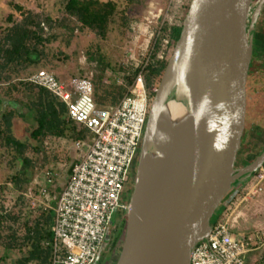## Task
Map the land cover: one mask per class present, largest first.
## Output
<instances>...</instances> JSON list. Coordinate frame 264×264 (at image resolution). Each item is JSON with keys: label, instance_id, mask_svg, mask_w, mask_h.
I'll return each mask as SVG.
<instances>
[{"label": "water", "instance_id": "obj_1", "mask_svg": "<svg viewBox=\"0 0 264 264\" xmlns=\"http://www.w3.org/2000/svg\"><path fill=\"white\" fill-rule=\"evenodd\" d=\"M256 1V2H255ZM264 0H191L152 96L115 264H190L219 208L264 164L246 147ZM174 101L181 116L166 112Z\"/></svg>", "mask_w": 264, "mask_h": 264}, {"label": "built area", "instance_id": "obj_2", "mask_svg": "<svg viewBox=\"0 0 264 264\" xmlns=\"http://www.w3.org/2000/svg\"><path fill=\"white\" fill-rule=\"evenodd\" d=\"M181 3V0H177ZM144 17L143 37L145 54L140 60L130 49L126 66L130 81L118 77L124 87L119 102L107 108H97L93 100L92 77H73L67 83L46 70L31 74L27 81L44 88L59 98L67 107L69 119L82 124L90 132L88 140L75 142L79 159L73 164L55 207L51 226L50 245L52 264H95L115 213L126 210L123 188L130 177L138 146L142 140L152 97L145 86L144 71L151 61L156 39L163 21V9L153 7ZM151 25L155 30L149 31ZM171 49L164 40L159 59L169 57ZM264 174H257L243 188L245 193L236 198L212 224L206 239L198 242L190 255V264H245L244 256L251 251L250 240L234 233L249 201L263 191ZM53 175L43 172V182L35 178L22 192L29 207L47 208Z\"/></svg>", "mask_w": 264, "mask_h": 264}, {"label": "rangeland", "instance_id": "obj_3", "mask_svg": "<svg viewBox=\"0 0 264 264\" xmlns=\"http://www.w3.org/2000/svg\"><path fill=\"white\" fill-rule=\"evenodd\" d=\"M10 1L20 4L22 10L13 9L9 4ZM190 1L181 0V3H179L177 0H138L126 11L127 25L120 27L117 24H113L108 36L102 39L91 30L80 29L79 24L66 15L64 10L66 0H0V38L8 26L22 20V14L30 13L35 15V19L41 22L43 37L49 40L38 47L41 50V56L37 64L11 66L7 70L2 71L0 69V98L6 103L15 105L17 110L23 113L22 118L17 119L18 123L14 125V130L15 136L25 144L20 155L30 160L31 166L29 168L33 173L32 175L39 174L41 170L47 168L51 171L57 188L64 187L68 180V169L76 161L77 153L74 151L73 140L56 136L45 138L40 152L32 151L26 133L28 128L34 125V120L32 113L29 112L30 110L24 106L28 101V92L25 90V86L20 85L19 82H26L31 74L42 69L63 81L73 77L91 76L94 86L98 85L103 88L112 83L113 78L118 75V66L120 64L126 66L130 49L135 52L136 58L140 60L143 58L145 53L138 47H142L144 39L142 36L138 38L137 36L142 31L144 17L148 15L150 10H153V7L163 9L159 22L163 21L164 26L179 25L183 22ZM8 16H10L11 20L7 19ZM71 28H73L72 31ZM153 30H155V26L151 25L149 31ZM172 50L173 47H171V53ZM103 65L106 66V70L100 79L98 76ZM4 107L11 108L12 106L5 105ZM248 139H250V142L247 140L246 147L240 151L235 164L236 168L241 165V162L254 159L264 147V138L260 134L255 137L250 135ZM141 142L138 146V153ZM20 155L13 149L12 144H6L0 137V204L3 205L6 212H11L10 214L13 217H7L4 220L5 230H1L4 235L3 239L0 240L1 264H19L21 258L26 255V247L21 242L25 234L24 225L32 224L39 212V210H33L24 203L19 204L18 195L20 191L14 189L9 181L10 174L17 169V160ZM137 158L134 159L130 170V178H133V180L136 173ZM257 174H264V165L247 181V184ZM245 186L246 184L238 188L231 202L244 195L245 191L243 188ZM57 192L55 190L51 194L57 196ZM131 192L132 186L129 188L127 202ZM258 199L261 200V202H258L260 203V208L255 210L253 204ZM250 203L251 201H249ZM53 208L54 200L49 203L45 210H52ZM225 208L219 210L218 217ZM255 211L257 215L252 214L254 217L251 218L250 216L252 215L250 213ZM247 215H249L247 219L248 223H250L248 225L250 231L235 228L234 233L244 235L246 232L251 234L258 232L259 238L255 240L254 244V247H257L264 241V188L260 194L254 197L251 209ZM7 227L15 231L18 238L16 243L8 241L10 231ZM109 227L110 225L108 229ZM8 243L16 246L7 249ZM120 251L108 264L116 263ZM244 260L245 264H264V245L261 246L260 253L248 252L244 256Z\"/></svg>", "mask_w": 264, "mask_h": 264}, {"label": "trees", "instance_id": "obj_4", "mask_svg": "<svg viewBox=\"0 0 264 264\" xmlns=\"http://www.w3.org/2000/svg\"><path fill=\"white\" fill-rule=\"evenodd\" d=\"M136 2L138 0H66L64 10L68 17L73 18L79 24L80 29L91 30L100 38L105 39L113 24H117L120 27L127 25L126 11ZM9 4L15 10H22L20 4L12 1ZM7 19L11 20L10 16ZM181 28L182 24L163 25L160 35L155 41L151 61L147 64L144 71L145 86L151 97L154 95L155 88L160 81L168 60L166 56L163 59H159L157 53L160 51L164 40L168 41L169 49L175 45L180 36ZM72 30L73 28H71ZM47 41L49 40L43 37L41 22L35 19V15L30 13L22 14V20L8 26L0 38L1 71L7 70L11 66L37 64L41 56V50L38 47ZM105 70L106 66L103 65L98 78H102ZM128 71L127 67L120 64L118 66L119 73L113 78L112 83L103 88L98 85L95 87L93 84V100L97 108H104L107 105L114 106L119 102L125 90L123 86L117 83V79L124 76L129 82L131 76L125 75ZM57 80L67 83L69 79L63 81L57 78ZM19 84L25 86V90L29 95L28 101L24 106L32 113L34 125L28 128L26 136L33 152L41 151L44 139L48 136L69 138L73 140V143L78 140H88L90 136L89 130L82 124L68 118L67 107L59 98L27 80L26 82L20 81ZM4 104L12 107L5 108ZM22 116L23 113L18 111L15 105L4 103L0 98V137L6 144H12L13 149L19 155L25 144L15 136L14 125L18 123L17 119L22 118ZM30 166V160L20 155L17 160V169L9 177L12 187L20 191L18 195L19 204L24 203L26 206H29V201L23 197L22 192L33 178ZM72 166L73 164L68 169L67 177L70 175ZM222 208L224 207L221 206L219 210ZM45 209L37 208L39 212L34 222L30 225H24L25 234L21 242L26 247V255L21 258L20 264H52L51 247L48 244L46 245V242L52 241L51 226L54 219V210ZM10 213L6 212L3 205L0 204V240L4 236L1 232V230H5L4 220L7 217L13 218ZM7 229L10 231L8 241L16 243L18 238L15 231L10 227H7ZM14 246L16 245L8 243L6 247L11 249Z\"/></svg>", "mask_w": 264, "mask_h": 264}, {"label": "flooded vegetation", "instance_id": "obj_5", "mask_svg": "<svg viewBox=\"0 0 264 264\" xmlns=\"http://www.w3.org/2000/svg\"><path fill=\"white\" fill-rule=\"evenodd\" d=\"M259 135L264 138V3L257 19L255 31V54L252 63L251 88L249 91V112L246 140L248 136ZM264 148V147H263ZM262 148V149H263ZM137 167V164H136ZM134 180L129 177L123 188L124 202L127 204L129 188L133 189ZM125 210L116 211L105 241L95 264H108L121 250L125 232Z\"/></svg>", "mask_w": 264, "mask_h": 264}, {"label": "crops", "instance_id": "obj_6", "mask_svg": "<svg viewBox=\"0 0 264 264\" xmlns=\"http://www.w3.org/2000/svg\"><path fill=\"white\" fill-rule=\"evenodd\" d=\"M91 77V76H90ZM5 103V102H4ZM107 107H110V105H107L106 107H104V108H107ZM18 121V120H17ZM17 123V122H16ZM51 137H53V136H51ZM73 144H75V143H73ZM74 148H75V145H74ZM76 153H77V158H76V161L74 162V163H76L77 162V160L79 159V153H78V151L75 149L74 150ZM46 170H49V169H47V168H44L43 170H41L40 171V173L39 174H34L33 175V178H35L37 181H41V182H43V172L44 171H46ZM33 178H32V180H33ZM53 185H52V187L49 189V195H48V202H47V205L49 206V203L52 201V200H54V207H55V204H56V201H57V198H58V196H59V194H60V192H61V190H62V188L63 187H61V188H57V186H56V184H55V182H54V180H53V183H52ZM55 190H59L58 192H57V196L55 195V194H51L52 192H54ZM51 191V192H50ZM258 202H261V200H259L258 199V201L256 200L255 201V203L253 204L254 206H255V210H257V209H259L260 208V203H258ZM251 203H253V200H251ZM251 203L249 204V210H246V211H244V213H243V216H242V218L239 220V222H238V225H237V227L236 228H241V229H244L245 231H250V229H248L249 228V224L250 223H248L249 221H248V216L251 214H254V215H257V213H256V211L254 212V213H250L249 215H247V213H248V211H250V209H251ZM54 209V208H53ZM254 215H252V216H250L251 218L252 217H254ZM250 218V219H251ZM255 227H257V226H255ZM258 233V232H257ZM251 234V233H249V232H246V234L244 233V235L242 234V235H239V236H241V237H244V238H247V239H249L250 240V246H251V251L250 252H258V253H260V249H261V246H263L264 245V241L262 242V243H260V245H258L257 247H254V244H255V240L256 239H258L259 237H258V234ZM24 258V257H23ZM1 264V263H0ZM20 264V263H19ZM27 264H30V263H27Z\"/></svg>", "mask_w": 264, "mask_h": 264}, {"label": "bare ground", "instance_id": "obj_7", "mask_svg": "<svg viewBox=\"0 0 264 264\" xmlns=\"http://www.w3.org/2000/svg\"><path fill=\"white\" fill-rule=\"evenodd\" d=\"M166 112L172 114L174 116H181L184 112L183 108L175 103L173 100L169 105L166 106Z\"/></svg>", "mask_w": 264, "mask_h": 264}]
</instances>
